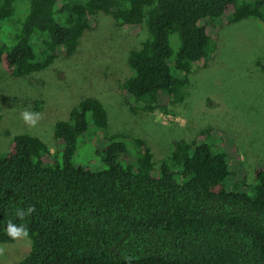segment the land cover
I'll list each match as a JSON object with an SVG mask.
<instances>
[{"label": "trees", "instance_id": "trees-1", "mask_svg": "<svg viewBox=\"0 0 264 264\" xmlns=\"http://www.w3.org/2000/svg\"><path fill=\"white\" fill-rule=\"evenodd\" d=\"M18 1L0 0V35ZM27 3L13 45L0 41V65L14 78L73 57L104 13L132 36L147 30L142 48L128 56L132 76L121 92L131 111L165 115L184 102L189 76L207 66L222 26L251 17L264 24V0ZM257 65L264 71V59ZM35 105L39 111L42 102ZM107 128L104 105L89 97L56 123L54 152L24 134L0 153V244L15 242L5 227L20 223L16 209L35 206L24 221L31 250L18 264H129L126 256L130 264H264V164L249 183L235 140L207 128L175 141L159 162L146 141L106 134L95 141L106 168L75 165L80 139Z\"/></svg>", "mask_w": 264, "mask_h": 264}, {"label": "rangeland", "instance_id": "rangeland-1", "mask_svg": "<svg viewBox=\"0 0 264 264\" xmlns=\"http://www.w3.org/2000/svg\"><path fill=\"white\" fill-rule=\"evenodd\" d=\"M24 4L27 7V0H19L14 16L2 23V43L13 45L25 15L20 9ZM13 21L19 22L17 28ZM147 39L146 29L140 36H132L111 17L99 13L97 29L82 39L70 59L61 58L43 72L18 79L0 65V153L9 150L13 137L24 134L42 139L54 152L56 123L68 120L71 110L90 97L104 105L108 128L95 137L80 139L75 165L104 170L95 141L106 134H121L128 144L132 139L146 141L159 162L171 154L175 141L190 142L202 130L213 128L235 140L248 181L253 183L255 168L264 164V71L257 65L264 59V24L251 17L222 26L207 66L189 76L184 102L171 105V113L164 114L166 119L160 112L131 111L121 92V85L132 76L128 56ZM170 41L177 53V36ZM37 101L42 105L36 112L44 118L36 127H29L21 112L35 111ZM0 246L6 249L0 264H18L31 250L29 239Z\"/></svg>", "mask_w": 264, "mask_h": 264}, {"label": "clouds", "instance_id": "clouds-1", "mask_svg": "<svg viewBox=\"0 0 264 264\" xmlns=\"http://www.w3.org/2000/svg\"><path fill=\"white\" fill-rule=\"evenodd\" d=\"M21 118L24 123L29 127H36L39 122L44 118L43 114L36 111H30L25 109L21 112ZM35 212V206L29 205L26 208L18 207L15 211V217L20 221V223H15L13 220H8L5 231L8 237L12 240H26L29 238L30 229L28 225L24 222L26 218L30 217ZM6 249L0 246V256H4ZM125 260L131 262L132 257L126 256Z\"/></svg>", "mask_w": 264, "mask_h": 264}, {"label": "built area", "instance_id": "built-area-1", "mask_svg": "<svg viewBox=\"0 0 264 264\" xmlns=\"http://www.w3.org/2000/svg\"><path fill=\"white\" fill-rule=\"evenodd\" d=\"M161 115H162V116H161L162 119H166L164 114H161Z\"/></svg>", "mask_w": 264, "mask_h": 264}]
</instances>
